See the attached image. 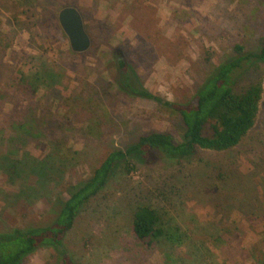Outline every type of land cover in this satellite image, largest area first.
Masks as SVG:
<instances>
[{
	"label": "rangeland",
	"instance_id": "rangeland-1",
	"mask_svg": "<svg viewBox=\"0 0 264 264\" xmlns=\"http://www.w3.org/2000/svg\"><path fill=\"white\" fill-rule=\"evenodd\" d=\"M68 6L80 12L91 41L82 54L71 52L57 21ZM262 38L264 0H0V126L6 128L0 161L42 158L57 139L74 153L62 179L51 176L45 185L13 184L0 170V231L48 223L68 187L87 180L110 151L123 150L141 134L166 132L178 141L176 114L119 90L116 56L146 90L181 105L193 97L211 64L234 56L235 46L255 50ZM258 71L264 91V67L258 65ZM38 74L49 85H34ZM11 119L38 127L36 142L8 129ZM177 163L136 161L131 174L116 175L65 235L71 262L167 264L166 253L174 260L188 257L185 249L147 250L132 234L135 206L162 207L143 196L156 197L163 188L175 193L170 216L196 240L214 239L207 260L203 251L192 253L194 264H252V252L264 255V99L254 128L235 150L198 151ZM223 172L229 178H220ZM216 224L231 242L227 250L215 239L221 234ZM23 264L62 262L40 248Z\"/></svg>",
	"mask_w": 264,
	"mask_h": 264
},
{
	"label": "trees",
	"instance_id": "trees-1",
	"mask_svg": "<svg viewBox=\"0 0 264 264\" xmlns=\"http://www.w3.org/2000/svg\"><path fill=\"white\" fill-rule=\"evenodd\" d=\"M233 51L234 56L209 66L193 97L181 105L170 103L146 90L139 77L128 67L129 64L121 56H116L119 90L131 98L152 100L161 108L176 114L181 126L178 141L169 133L152 131L141 134L134 143L127 145L123 150L110 151L87 180L67 188V197L63 201L58 200V206L51 211L48 223L34 224L25 229L0 231V264H23L40 248L52 251L62 264H73L64 248L65 235L73 228L81 210L103 195L102 192L116 175L131 174L136 168V161L151 165L155 160L161 159L179 164L181 161L191 160L198 151L220 153L235 150L254 128L260 102L264 99L263 78L258 71V65L264 67V38L259 40L258 47L253 51L245 50L243 46H235ZM42 80L45 81L43 76L38 74V79L34 78V85H49L50 82L43 84ZM33 89L36 90L35 87ZM90 113L91 116H87L92 120L93 112ZM2 119L8 122L5 116ZM10 121L9 125H6L8 129L17 137L23 135L24 139L29 138L31 142H36L37 134L42 132L27 122H14L13 119ZM5 129L0 126V137ZM73 157L74 153L57 139L51 142L49 152L39 159L30 155L18 160L3 156L0 170L13 184L21 182L23 185L24 181L29 180L32 184L36 182L45 185L51 176L61 180L64 165L74 160ZM229 176L225 172L219 174L223 180ZM54 184H58V181ZM165 189L158 191L156 197L153 192L143 196V200L156 198L162 207L141 204L138 202L140 199H137L139 204L131 215L133 236L147 250L156 246L168 247L171 250L185 249L188 253V257L183 254L175 260L171 254L166 253L167 264H194L196 260L192 253L201 251L204 253L202 259L207 260L211 255L209 247L214 245V239L207 242L205 239L196 240L191 230L182 227L175 216H170L168 209L173 207L175 193ZM234 189H237L235 184L232 191ZM239 201L242 203V198ZM218 228L221 229L219 226ZM223 231L220 230V236L215 239H222L227 250L231 242L226 240ZM250 258L252 264H264L262 254L252 252Z\"/></svg>",
	"mask_w": 264,
	"mask_h": 264
},
{
	"label": "water",
	"instance_id": "water-1",
	"mask_svg": "<svg viewBox=\"0 0 264 264\" xmlns=\"http://www.w3.org/2000/svg\"><path fill=\"white\" fill-rule=\"evenodd\" d=\"M58 24L66 36L71 52L82 54L89 50L91 41L85 31L83 19L75 7H64L57 14Z\"/></svg>",
	"mask_w": 264,
	"mask_h": 264
}]
</instances>
